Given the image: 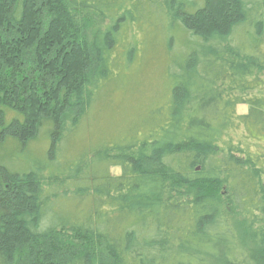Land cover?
<instances>
[{"label": "trees", "instance_id": "1", "mask_svg": "<svg viewBox=\"0 0 264 264\" xmlns=\"http://www.w3.org/2000/svg\"><path fill=\"white\" fill-rule=\"evenodd\" d=\"M0 264H264V0H0Z\"/></svg>", "mask_w": 264, "mask_h": 264}, {"label": "rangeland", "instance_id": "2", "mask_svg": "<svg viewBox=\"0 0 264 264\" xmlns=\"http://www.w3.org/2000/svg\"><path fill=\"white\" fill-rule=\"evenodd\" d=\"M159 35L160 32L158 31L157 36ZM153 37H155V33H153L152 38ZM165 63V58L157 59L156 56L151 57L150 54H147L143 56L136 65H134L133 73L126 74V78L128 75H131L133 78L141 72V75L145 77L144 81H137V79L129 86V84L127 85L123 80L120 85H116L108 90L104 102L106 112L104 111V116H102L107 127V137H109L108 134L111 136L118 135L123 137L128 132L127 124L130 121L138 119L139 114L141 115V113L144 112L143 110L150 106V104H145V102L155 93H161V96L158 95L156 100L160 104H165L166 97L163 96L164 91L159 83V81L162 82L164 76L161 71L163 70ZM151 75L156 76L155 82L151 80L154 84L152 88L150 85L151 82L149 81L152 78ZM145 114L146 112L143 115ZM98 121H100V119H98ZM88 132L89 138H91L92 135L96 138L99 133H101L99 127H93ZM111 172L113 175L120 174L119 169L112 170Z\"/></svg>", "mask_w": 264, "mask_h": 264}]
</instances>
